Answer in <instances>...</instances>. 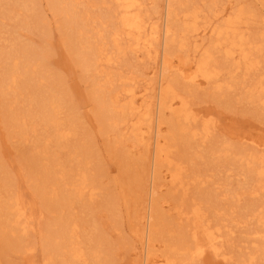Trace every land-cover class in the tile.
Masks as SVG:
<instances>
[{
	"label": "bare ground",
	"instance_id": "bare-ground-1",
	"mask_svg": "<svg viewBox=\"0 0 264 264\" xmlns=\"http://www.w3.org/2000/svg\"><path fill=\"white\" fill-rule=\"evenodd\" d=\"M46 1L43 9L39 0H0V93L8 122L30 144L33 169L13 174L0 157V228L11 245L32 251L29 236L37 222L44 264H112L109 240L81 227L87 210L96 221L94 200L100 196L111 214L121 202L128 208L141 206L132 220L141 245L138 264H193L207 253L229 264H264V134L241 135L251 147L219 140L215 121L201 117L192 101L195 90L206 84L222 97L238 88L237 100L264 114V18L242 6L229 14L227 0H209L204 18L197 0H152L156 5L151 10L148 0ZM159 1L164 11L155 20ZM50 13L89 83L90 109L101 130L115 133L116 144L137 170L135 195L126 190L113 195L102 188L94 147L79 137L76 110L65 102L64 81L45 68L46 46L2 29L13 21L19 29L48 35ZM259 19L262 28L252 31L251 25ZM152 60L159 63L153 73L157 84L140 89L146 75L142 64ZM163 125L169 127L166 133ZM181 144L187 148L180 149ZM135 147L144 151L135 156ZM191 158L195 162L189 171L185 164ZM196 165H204L205 170ZM164 166L173 198L179 202L181 223L177 234L168 233V251L157 255L155 243L167 221L159 199ZM233 171L246 181L234 188L226 183L231 187L223 192L210 188ZM22 181L35 190L42 209L22 191ZM194 186L201 197L186 210L184 202ZM245 194L259 196L236 215ZM203 203L215 205V224ZM224 221L238 226L252 221L244 237L261 238L235 263L225 251L229 229Z\"/></svg>",
	"mask_w": 264,
	"mask_h": 264
},
{
	"label": "rangeland",
	"instance_id": "rangeland-1",
	"mask_svg": "<svg viewBox=\"0 0 264 264\" xmlns=\"http://www.w3.org/2000/svg\"><path fill=\"white\" fill-rule=\"evenodd\" d=\"M41 7H47L46 0H39ZM199 6L203 10V18L207 15V2L209 0H197ZM229 14L238 6L245 8H252L258 18H264V3L262 0H227ZM158 11L154 13V19L157 20L159 14L164 11L163 1H159ZM156 4L152 0H148L147 8L155 7ZM151 10V9H150ZM154 10V9H153ZM152 10V11H153ZM48 35L39 33L36 29L26 30L19 29L17 24L13 21H8L7 26H2V29L9 30L14 36L20 37L24 41L32 42L34 45H43L47 48L45 56V68L52 74L60 76L64 81V89L68 94L66 95L65 102L76 110L77 125L79 137H85L94 147L95 157V170L99 175L101 184L105 192L119 195L122 191H127L135 195L134 190L139 185L136 179V168L130 165V161L126 158L120 145L116 144V135L114 132L105 133L101 130L100 122L97 116L91 111V101L88 98L89 83L82 77V71L78 62L76 61L75 54L72 53L69 46L65 41L64 32L59 27V22L56 17L51 13L46 15ZM217 20V22H221ZM263 24L261 19L256 20L251 25L252 31H257L262 28ZM211 38V32L204 37V44L208 43ZM199 40V39H198ZM201 41V40H200ZM141 59V58H140ZM144 63V62H143ZM143 69L146 71L145 78L140 82V89L150 87L157 84V79L154 77V71L158 68L159 63L155 61H147ZM118 69L117 66H115ZM236 89V88H235ZM238 88L231 94L222 97L216 93L211 85H204L199 87L193 93L192 101L194 106L201 112V117L207 116L215 121V135L219 140L237 141L244 145L251 147L253 144L244 141L241 137L243 134H251L255 137L264 134V114L260 113L252 104L237 100ZM149 96H153V90L148 92ZM68 99V100H67ZM150 99V98H149ZM5 97L0 93V157L4 160L6 166L15 174V172L22 171V173H30L32 163L29 159L30 144L23 141L19 134L14 132L12 124L7 119V108L5 105ZM169 130L167 125H163V132ZM218 140V139H217ZM130 145V144H129ZM180 149H185L187 146L181 144ZM206 144L204 145V148ZM203 149V148H202ZM144 151L142 147L132 148L135 156H138ZM180 154L182 152L179 150ZM195 161L186 159V166L189 171L192 168V163ZM199 170H205L204 165H196ZM208 174V172H204ZM25 176V175H24ZM159 188V199L161 200L164 213L167 215V221L163 226V230L158 237L154 252L157 255H162L168 251V245L171 243L169 238V231L173 230L174 234L179 232L181 221L176 210L177 200L173 198V185L170 180L169 173L166 166L162 168ZM245 178L239 176L236 171L229 172L216 179L217 184H212L211 189L227 190L230 183L234 188L238 184L243 183ZM22 191L29 199H35L41 207V202L35 190L26 182H21ZM206 188V187H205ZM199 190L196 186L191 187L190 195L184 208L188 210V205L193 199H200L201 195L197 194ZM259 195L242 196L236 208V215L240 210L246 206L248 201L256 200ZM203 203L204 210L206 211L209 219L213 224L217 221L214 213L213 203ZM141 206H131L128 208L123 202L119 203V208L116 214H111L109 208L106 207L103 199L99 196L94 200V215L96 221H92L93 215L88 212L82 213L83 223L82 229L85 228L89 233H101L109 240L108 254L111 258L112 264H138L141 259L140 256V241L133 232L132 220L135 222L138 214L140 213ZM240 208V209H239ZM42 209V207H41ZM238 210V212H237ZM47 212L43 211V215ZM116 215V216H115ZM252 221L244 222L242 225H235L233 222L224 221L223 224L228 226L229 231L227 241L225 242V251L232 254V261L238 258V255L243 251L247 252L251 243L255 241L261 242L259 236H250L249 239L244 236L245 231ZM34 228L29 236V243L33 246L32 251L25 252L15 249L9 240L1 232L0 228V264H44L45 254L41 242V229L39 224L35 222ZM224 228V225H223ZM193 264H229L222 260V257H216L211 253H207L203 258H195Z\"/></svg>",
	"mask_w": 264,
	"mask_h": 264
}]
</instances>
